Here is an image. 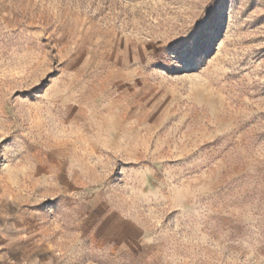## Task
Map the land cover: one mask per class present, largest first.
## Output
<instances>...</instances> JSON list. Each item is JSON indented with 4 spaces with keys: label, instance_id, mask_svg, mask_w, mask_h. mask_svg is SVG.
I'll list each match as a JSON object with an SVG mask.
<instances>
[{
    "label": "rangeland",
    "instance_id": "374dc122",
    "mask_svg": "<svg viewBox=\"0 0 264 264\" xmlns=\"http://www.w3.org/2000/svg\"><path fill=\"white\" fill-rule=\"evenodd\" d=\"M0 211L18 264H264V0H0Z\"/></svg>",
    "mask_w": 264,
    "mask_h": 264
},
{
    "label": "crops",
    "instance_id": "0c3cea01",
    "mask_svg": "<svg viewBox=\"0 0 264 264\" xmlns=\"http://www.w3.org/2000/svg\"><path fill=\"white\" fill-rule=\"evenodd\" d=\"M6 219L10 223L6 224ZM0 264H18L31 258L39 237V228L31 214L17 213L7 217L0 211Z\"/></svg>",
    "mask_w": 264,
    "mask_h": 264
},
{
    "label": "snow or ice",
    "instance_id": "6c2138e0",
    "mask_svg": "<svg viewBox=\"0 0 264 264\" xmlns=\"http://www.w3.org/2000/svg\"><path fill=\"white\" fill-rule=\"evenodd\" d=\"M190 54H191L190 52H184V51H180V50H178L177 52H175V56L177 58H179L180 56L190 55Z\"/></svg>",
    "mask_w": 264,
    "mask_h": 264
}]
</instances>
